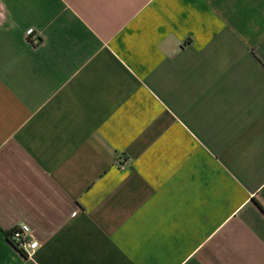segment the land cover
<instances>
[{"label": "crops", "instance_id": "obj_1", "mask_svg": "<svg viewBox=\"0 0 264 264\" xmlns=\"http://www.w3.org/2000/svg\"><path fill=\"white\" fill-rule=\"evenodd\" d=\"M0 264H264V0H0Z\"/></svg>", "mask_w": 264, "mask_h": 264}, {"label": "built area", "instance_id": "obj_2", "mask_svg": "<svg viewBox=\"0 0 264 264\" xmlns=\"http://www.w3.org/2000/svg\"><path fill=\"white\" fill-rule=\"evenodd\" d=\"M30 233L31 230L27 224L18 223L13 226L8 234V240L15 246L17 251L31 259L39 245L37 241L31 238Z\"/></svg>", "mask_w": 264, "mask_h": 264}]
</instances>
